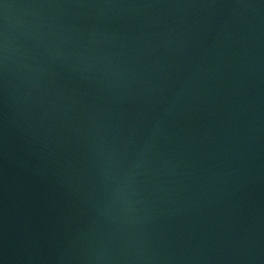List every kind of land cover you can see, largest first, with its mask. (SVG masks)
<instances>
[{
	"label": "water",
	"instance_id": "obj_1",
	"mask_svg": "<svg viewBox=\"0 0 264 264\" xmlns=\"http://www.w3.org/2000/svg\"><path fill=\"white\" fill-rule=\"evenodd\" d=\"M0 264H264V0H0Z\"/></svg>",
	"mask_w": 264,
	"mask_h": 264
}]
</instances>
